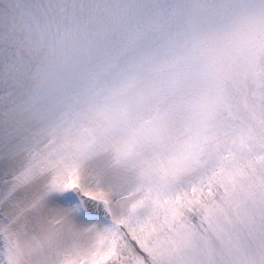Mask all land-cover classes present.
<instances>
[{
    "label": "snow or ice",
    "instance_id": "6c2138e0",
    "mask_svg": "<svg viewBox=\"0 0 264 264\" xmlns=\"http://www.w3.org/2000/svg\"><path fill=\"white\" fill-rule=\"evenodd\" d=\"M57 15L34 20L26 44L0 34V264H161L164 256L189 264L194 248L219 252L228 264H264V0H238L207 32L193 34L199 88L186 94L177 79L168 85L178 94L169 111L127 124L118 158H139L145 144L166 154L141 160L146 182L118 197L83 177L70 154L21 133V112L56 122L85 110L97 121L91 144L127 117L123 107L94 105L66 70L61 53L70 36ZM29 79L35 84L26 88ZM175 110L189 115L183 138L169 133ZM49 206L67 212L42 231ZM73 221L84 227L60 248L56 240Z\"/></svg>",
    "mask_w": 264,
    "mask_h": 264
},
{
    "label": "clouds",
    "instance_id": "9594fccd",
    "mask_svg": "<svg viewBox=\"0 0 264 264\" xmlns=\"http://www.w3.org/2000/svg\"><path fill=\"white\" fill-rule=\"evenodd\" d=\"M236 3L238 0H0V34L22 44L27 43L34 20L44 12L57 13L70 36L61 53L66 70L90 92L94 105L120 106L127 112L125 121L91 144L87 133L96 128L97 121L93 112L85 110L74 119L56 122L21 112L17 117L23 122L21 133L38 134L41 146L70 154L82 176L98 181L111 196L136 193L146 182L140 161L150 160L157 153L165 155L166 150L145 144L139 158H118L127 124L140 125L152 120L158 111H169L178 94L168 85L177 79L186 94L198 90L194 74L199 65L191 58L192 36L207 32ZM34 84L31 79L25 81L26 88ZM188 123V113L170 111L171 136L183 138ZM66 212L47 207L40 230L46 231L51 220ZM189 220L199 231L197 218L190 216ZM73 224L72 232L65 231L57 238L60 248H70L84 227ZM212 245L220 249L215 240ZM188 256L189 264H228L219 252L209 257L194 248ZM161 264L174 262L164 256Z\"/></svg>",
    "mask_w": 264,
    "mask_h": 264
}]
</instances>
